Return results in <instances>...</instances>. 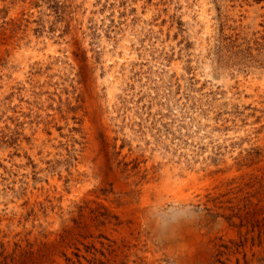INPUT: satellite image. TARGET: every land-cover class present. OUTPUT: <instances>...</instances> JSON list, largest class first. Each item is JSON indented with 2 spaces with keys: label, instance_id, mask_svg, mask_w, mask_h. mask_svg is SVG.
Returning a JSON list of instances; mask_svg holds the SVG:
<instances>
[{
  "label": "rangeland",
  "instance_id": "obj_1",
  "mask_svg": "<svg viewBox=\"0 0 264 264\" xmlns=\"http://www.w3.org/2000/svg\"><path fill=\"white\" fill-rule=\"evenodd\" d=\"M0 264H264V0H0Z\"/></svg>",
  "mask_w": 264,
  "mask_h": 264
}]
</instances>
